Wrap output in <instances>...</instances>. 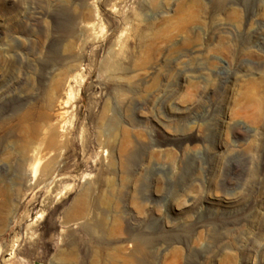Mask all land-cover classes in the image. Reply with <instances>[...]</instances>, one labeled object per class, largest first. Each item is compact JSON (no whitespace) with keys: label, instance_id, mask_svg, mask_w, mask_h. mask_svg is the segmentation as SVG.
<instances>
[{"label":"rangeland","instance_id":"obj_1","mask_svg":"<svg viewBox=\"0 0 264 264\" xmlns=\"http://www.w3.org/2000/svg\"><path fill=\"white\" fill-rule=\"evenodd\" d=\"M0 264H264V0H0Z\"/></svg>","mask_w":264,"mask_h":264},{"label":"bare ground","instance_id":"obj_2","mask_svg":"<svg viewBox=\"0 0 264 264\" xmlns=\"http://www.w3.org/2000/svg\"><path fill=\"white\" fill-rule=\"evenodd\" d=\"M67 95H68L67 100L63 103V106L60 107L61 110L58 113L60 121L62 122V125H61L62 128H64L67 124L66 115H67L68 111L66 110V106H67V104L71 98L72 92L69 90V93ZM31 159L34 162H33V165L28 167L27 173L30 174L31 176H33V175H35V173L37 171V166H38V157L36 156V154L34 152L31 154Z\"/></svg>","mask_w":264,"mask_h":264}]
</instances>
